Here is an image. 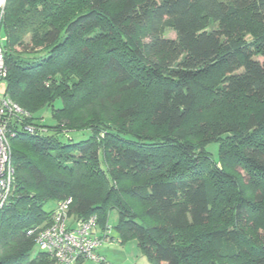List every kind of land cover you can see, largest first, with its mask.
<instances>
[{"label": "trees", "instance_id": "trees-1", "mask_svg": "<svg viewBox=\"0 0 264 264\" xmlns=\"http://www.w3.org/2000/svg\"><path fill=\"white\" fill-rule=\"evenodd\" d=\"M239 15L255 25L252 35L230 23ZM166 27L175 39L164 37ZM0 37L5 94L30 113L35 128L10 140L15 180L0 212V264H60L35 252L25 232L47 226L56 203L68 198L69 217H95L105 231L100 239L116 210L120 243L135 238L153 264H264V238L250 234L247 219L248 204L264 207V0H7ZM213 73L216 100L250 101L255 110L239 120L201 123L195 144L183 125L202 80ZM140 92L153 98L147 120L162 134L118 127L141 104L138 95L124 103L123 94ZM81 95L85 102L76 108ZM44 109L53 126L35 116ZM72 133L88 138L74 142ZM210 145L218 147L217 160ZM228 165L256 180L255 204L231 200L230 215L205 234L208 246L182 239L179 232L212 222L211 191L238 190ZM154 172L159 178L147 179ZM112 174L120 184L130 180L127 196L151 202L145 215L159 214L162 224L143 220L122 198L123 185L105 194ZM47 204L53 209L44 210Z\"/></svg>", "mask_w": 264, "mask_h": 264}, {"label": "rangeland", "instance_id": "rangeland-1", "mask_svg": "<svg viewBox=\"0 0 264 264\" xmlns=\"http://www.w3.org/2000/svg\"><path fill=\"white\" fill-rule=\"evenodd\" d=\"M230 23L235 26L236 29H238L240 32H244L246 35H252L255 32V25L248 21V19L243 16L239 15L233 18ZM1 36H4L2 33ZM164 37L169 39H175L174 32L169 28L166 27L164 30ZM27 43H29V39L27 38L25 40ZM26 43V44H27ZM22 49H16L17 52L21 51ZM259 61H263L262 58H258ZM202 80V79H201ZM219 80L218 74H211L209 76H206L205 79L202 80V83L204 84V87L198 92L197 95V103L193 109V111L190 113L188 119L183 125L184 133L191 137V140L193 143H199L200 142V136L198 131H196V128L201 123H208L212 121L217 120L221 121H231L234 120V118L242 119L247 113L252 112L255 110V106L250 101H242V100H236V103H232L231 105H225L221 101H218L215 99V96L213 94V89L217 85V82ZM65 83V82H64ZM5 85V84H3ZM80 88V82L77 83L76 87L71 88L72 93H77V91ZM6 89V88H5ZM74 90V91H73ZM114 91V89H113ZM112 92V91H111ZM104 93H107L104 90ZM150 94V93H149ZM139 96L140 109L139 113L131 120L130 122L126 121H120L118 124V127L125 128L126 130H131L140 132V131H146V132H157L162 134L163 132L161 130L151 128L149 127L147 115L149 114L150 108H151V102L153 98L151 99V96L148 95V97L143 96L142 92L140 93H125L123 94V102L128 103L131 101V98H136ZM85 96L81 95L79 102L75 104L76 108H80L84 102H85ZM215 99V101H213ZM97 103L94 102V105L96 106ZM217 104V105H216ZM61 104L59 102H56L54 104L55 108H60ZM90 108H87V111L90 112ZM218 106V107H217ZM217 107V108H216ZM93 113H90L89 116L91 117ZM79 115L77 111H75V116ZM37 117L42 118L41 122L44 125L47 126H53L54 121L51 120L50 117V111L49 109H44L38 112ZM77 120V119H76ZM126 122V123H125ZM62 131V129H61ZM74 142H79L80 140H84L88 138V134H81L80 133H72L69 134ZM207 151L211 154V156L217 160L218 158V147L217 145H210L207 148ZM231 154V150L228 149V155ZM205 164V163H204ZM219 167H222L221 163ZM229 171L232 172V175L235 176L237 182H238V190L231 189V188H225L224 193H218L211 191L210 192V198L214 202L213 207V214H212V222H210L209 226H203L200 228H191L188 230H183L179 232V236L184 239L192 240L193 238H196L197 241H203L205 242L203 246L209 245V237L205 236L206 233L212 231L214 225H216L218 222L221 223L222 218L229 216L230 211L228 208H232L231 205L228 203L234 202L237 203L240 198L243 199V201H252L253 204H255L256 201L253 199L254 191L256 190V184L254 181L249 179L248 175L245 174V170L241 167H235V166H229ZM102 168H106L103 167ZM209 169V165H205V169ZM120 173H118L119 175ZM151 177H147L150 179L159 178V172L151 173ZM105 177V176H104ZM118 176L114 174L110 175L109 177H105L104 180V187H105V194L110 193L108 189L111 187L114 188V190H117L120 186L123 185L124 193L121 195L122 198L128 201L129 206L131 205L133 209L137 210L138 214H140L141 218L143 220H147L148 224L153 225H160L163 222V218L159 214H152L151 216H146L145 211L146 209L150 208L152 206L151 202H146L145 200L141 201L140 196H127L128 190L127 186L131 185L130 180H125L121 184L117 182ZM101 184V183H99ZM237 184V183H236ZM127 185V186H126ZM119 188V189H120ZM221 190V188H220ZM221 192V191H220ZM112 195V193H110ZM241 201V200H240ZM53 204H47L44 206V210L49 211L53 208ZM255 207L258 208V206L255 205H249L248 204V218L252 219L250 220L249 226H250V234L253 232H257L262 238H264V230L262 229L264 224V207L258 208L259 211L254 212ZM258 218V219H256ZM118 221V212L116 210H112L109 214L108 220H107V229L108 231L105 233L108 236L105 238L106 240L102 243L99 254L102 255L108 264H153L147 260V258L141 253V251L138 249L137 242L135 238H131L126 240L123 243H120V238L117 232L115 231V226ZM249 221V220H248ZM71 223V221H68V225ZM104 230L98 225L95 228V235L97 237H103ZM255 235L258 237V235ZM112 237L113 240L110 238ZM46 252V248L44 246H36L35 252ZM204 260V258L202 259ZM79 264H100L98 262L92 261V260H82Z\"/></svg>", "mask_w": 264, "mask_h": 264}, {"label": "built area", "instance_id": "built-area-1", "mask_svg": "<svg viewBox=\"0 0 264 264\" xmlns=\"http://www.w3.org/2000/svg\"><path fill=\"white\" fill-rule=\"evenodd\" d=\"M6 2L0 0V25ZM3 42L4 38L0 37V212L9 204L15 180L10 140L20 129L28 134L35 131L29 121L30 113L23 111L5 94L8 71ZM71 204V198L56 203L49 224L27 229L25 236L32 238L36 246H44L46 252L60 264H77L82 260L103 263L104 258L98 251L105 239L95 235L96 218L72 220L68 214ZM69 220L71 223L68 225Z\"/></svg>", "mask_w": 264, "mask_h": 264}, {"label": "crops", "instance_id": "crops-1", "mask_svg": "<svg viewBox=\"0 0 264 264\" xmlns=\"http://www.w3.org/2000/svg\"><path fill=\"white\" fill-rule=\"evenodd\" d=\"M53 206V205H52ZM53 209V208H52Z\"/></svg>", "mask_w": 264, "mask_h": 264}]
</instances>
